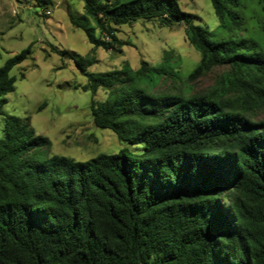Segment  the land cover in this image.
Listing matches in <instances>:
<instances>
[{"label":"trees","instance_id":"16d2710c","mask_svg":"<svg viewBox=\"0 0 264 264\" xmlns=\"http://www.w3.org/2000/svg\"><path fill=\"white\" fill-rule=\"evenodd\" d=\"M209 2L215 30L178 0H83L70 15L93 49L121 51L116 27L151 19L182 24L199 51L188 73L168 52L157 66L89 71L94 56L51 47L85 75L94 125L127 144L115 153L47 154L29 116L4 111L31 44L0 66V264H264V0Z\"/></svg>","mask_w":264,"mask_h":264},{"label":"rangeland","instance_id":"374dc122","mask_svg":"<svg viewBox=\"0 0 264 264\" xmlns=\"http://www.w3.org/2000/svg\"><path fill=\"white\" fill-rule=\"evenodd\" d=\"M178 1L183 10L195 14V23L216 29L218 19L209 0ZM47 9L48 13L42 12L32 0H0V66L31 44L30 54L10 70L15 76L14 89L6 94L4 111L29 116L35 132L50 139L49 155L85 161L127 145L111 130L94 125L89 111L91 93L81 89L85 75L72 55L53 52L52 46L76 56H94L96 62L88 66L89 71L120 68L124 62L137 68L141 59L157 66L168 52L178 59V69L188 73L199 59V51L187 42L180 23L161 26L156 20L141 19L123 24L116 27L117 36L128 42L121 51L93 49L83 29L70 18L84 13L83 0H51ZM223 70L215 67L198 77L192 82L193 90L205 89ZM105 96L101 88L94 94L98 100ZM3 124L4 116L0 114V137Z\"/></svg>","mask_w":264,"mask_h":264},{"label":"built area","instance_id":"2783aa9c","mask_svg":"<svg viewBox=\"0 0 264 264\" xmlns=\"http://www.w3.org/2000/svg\"><path fill=\"white\" fill-rule=\"evenodd\" d=\"M48 13V11H46Z\"/></svg>","mask_w":264,"mask_h":264}]
</instances>
